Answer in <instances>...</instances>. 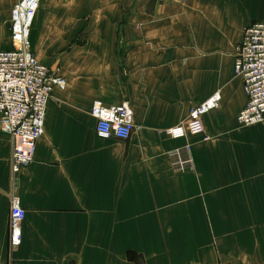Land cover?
I'll use <instances>...</instances> for the list:
<instances>
[{
  "label": "crops",
  "instance_id": "obj_1",
  "mask_svg": "<svg viewBox=\"0 0 264 264\" xmlns=\"http://www.w3.org/2000/svg\"><path fill=\"white\" fill-rule=\"evenodd\" d=\"M19 1L0 0V50L11 47ZM256 21H264V0H41L32 48L68 86L50 97L45 134L17 188L13 139L0 127V264H92L93 255L100 264L117 237L137 235L132 222L181 220L202 223L180 236L204 238V249L218 238L221 261L264 264V123L238 122L248 96L234 72L235 46ZM217 91L219 106L199 129L181 139L165 133L189 127L190 110ZM96 101L130 103L136 128L128 142L97 136L96 119L84 118ZM185 143L195 168L176 175L168 151ZM14 193L26 217L22 244L11 250ZM143 201L176 202L164 215ZM178 201L219 209L181 217Z\"/></svg>",
  "mask_w": 264,
  "mask_h": 264
},
{
  "label": "built area",
  "instance_id": "obj_2",
  "mask_svg": "<svg viewBox=\"0 0 264 264\" xmlns=\"http://www.w3.org/2000/svg\"><path fill=\"white\" fill-rule=\"evenodd\" d=\"M41 0H20L13 8L10 21L12 47L0 50V127L12 136L11 182L19 184L21 171L32 163L37 143L45 133L47 103L55 89L66 90L67 80L44 64L31 44V31ZM234 72L244 81L248 101L238 113L242 126L264 123V21L251 23L242 40L235 46ZM219 91L190 110L192 123L175 125L165 130L174 139L187 136L192 127L199 129L201 115L219 106ZM96 119L95 131L103 139L128 141L136 125L128 101L111 106L96 101L91 107ZM189 128V129H188ZM194 130V131H195ZM171 167L176 172L195 168L192 146L185 143L168 151ZM26 211L14 193L10 202L9 245L11 250L22 244L23 219Z\"/></svg>",
  "mask_w": 264,
  "mask_h": 264
},
{
  "label": "rangeland",
  "instance_id": "obj_3",
  "mask_svg": "<svg viewBox=\"0 0 264 264\" xmlns=\"http://www.w3.org/2000/svg\"><path fill=\"white\" fill-rule=\"evenodd\" d=\"M12 45L13 43L11 40V47ZM203 116L204 115H201L200 118H202ZM89 117H93L91 114V109L89 112L84 114L85 119H90ZM197 124L199 127L201 125V121L198 122ZM191 129L193 131L195 130L194 127H192ZM106 140H110V139H106ZM117 140L119 139H116V141ZM173 172L176 175L188 173V172H176L174 170ZM143 202L146 210L147 208L145 206V203L148 204L147 207L149 210H152V206H153L155 212L163 210L164 215H166L168 214V212L169 213L171 212V210L173 209V202L175 203L176 201H143ZM162 202L164 203L163 206H161ZM178 203H180L179 206L175 204L174 205L176 206V208L180 209L181 217H188L189 215L191 217H197V216L201 217L203 216V214L205 215H208L209 213L216 214L218 213V209H219L218 205H214V204L209 205L210 201H178ZM131 224H132L133 235L134 233H136L137 235L133 236L132 238L117 237L116 252L111 255L108 253L100 254L98 256L100 264H111V262L109 263L108 261L109 260L111 261L112 257L115 258L114 261L115 264H231L230 261L220 260L219 251L217 250V246H216L218 238L210 239L212 241L211 249L209 248L204 249L202 246L203 241L205 240L204 238L203 239L200 237L187 238L180 236L185 233V231H180V230L188 228L189 226L192 229L193 226L201 225L202 223L200 222H187L181 220L178 222L165 221V222L140 223L134 221ZM123 225H124L123 221L117 222V231H121L123 229ZM121 233L127 234L128 232L126 230ZM141 233L144 234V236H141ZM148 233L157 234V237H149L146 235ZM160 233H163L164 236H160ZM63 257H65V255H61V258ZM53 264H65V263L60 261H54ZM84 264H88V262H84ZM92 264H97L96 255H93Z\"/></svg>",
  "mask_w": 264,
  "mask_h": 264
}]
</instances>
